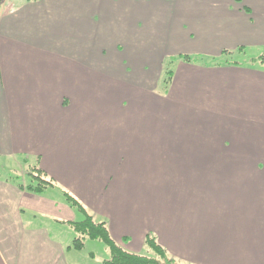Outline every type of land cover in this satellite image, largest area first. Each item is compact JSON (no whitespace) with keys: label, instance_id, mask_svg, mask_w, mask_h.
<instances>
[{"label":"crops","instance_id":"0c3cea01","mask_svg":"<svg viewBox=\"0 0 264 264\" xmlns=\"http://www.w3.org/2000/svg\"><path fill=\"white\" fill-rule=\"evenodd\" d=\"M154 19L164 27L160 41L153 34L157 27L149 24ZM148 26L151 28H148V40L160 50L142 53L119 41L128 32L139 39L138 44L142 43L146 40L143 34ZM111 38L122 47H115L116 50L110 53L104 48L110 45ZM99 48L101 50L97 51ZM239 48L254 54L264 50V0H2L0 158L36 157L39 169L51 175L54 181L45 191L50 188L61 191L64 186L77 193V189L83 186L89 190L92 183L97 187L93 172L101 165L105 180L98 187L104 191L99 195L106 198L105 192L116 188V181L110 170L103 167L104 156L95 152L93 126L96 124L110 132L112 128L105 129L106 126L118 124L126 118L115 112L121 105H112L108 97L95 101V63L98 67L100 63L109 66L115 60L122 63L126 73L138 71L136 61L139 60L142 72L153 73L158 78L165 58L194 55L191 63L176 61L170 93L176 91L183 97L196 93L199 100L204 94L211 95L230 109H257L264 114L263 67L214 66L211 61L207 64L200 59L201 56L211 60L222 58L224 51L234 52ZM41 99L48 101L38 102ZM102 110L108 112H100ZM97 114L113 115L110 121L115 122L95 123ZM131 135L127 137L120 133V138L107 136L103 141H115L119 150L125 151L130 142H134V134ZM125 153L120 152L121 155ZM82 156L88 165L81 167L78 164H81ZM100 157L101 163L94 164V160ZM94 187L91 190H96ZM62 194L55 199L44 192L31 193L26 187H19L15 180L0 177V264H67L61 243L53 240L47 227L34 224L40 216L62 224L63 220L75 218ZM101 197L97 198L92 192L85 200L92 203L91 199L100 200ZM109 197L106 198L109 203L117 206L114 209L107 208L105 203L98 204L102 205L107 213L104 215L110 220L111 235L118 237L116 232L122 229L126 233L128 230L138 233L142 229L141 222H146L133 221L126 216L124 208L120 210L124 207L121 196L112 192ZM136 224L139 225L137 230L134 229ZM146 225L152 227L151 222ZM159 226L165 227L163 224ZM172 235L157 234V238L170 253L183 260H194L192 256L195 254L186 251L191 245L176 239L179 237L177 233ZM133 236L140 237L141 234H127L125 237ZM249 244L254 246L253 242ZM242 255L239 252L236 259ZM195 261L205 264L202 260ZM209 264L224 263L219 258ZM261 264L264 261L261 260Z\"/></svg>","mask_w":264,"mask_h":264},{"label":"rangeland","instance_id":"374dc122","mask_svg":"<svg viewBox=\"0 0 264 264\" xmlns=\"http://www.w3.org/2000/svg\"><path fill=\"white\" fill-rule=\"evenodd\" d=\"M149 24L157 27H154L156 31L152 30L155 31L154 37L160 41V37L164 35V27H160L158 19H154ZM149 26L146 28L147 32L143 34L146 40L142 43L138 44L139 39H135L133 33L128 32L126 37L119 41L142 53L153 49L160 50L148 40ZM152 41L155 40L152 38ZM97 43L96 38L95 44ZM115 47H122L121 43L111 38L110 45L105 47L104 51L109 50L111 53L116 50ZM259 51L260 54L242 52L216 60L231 59L233 63L243 66L264 68V62L259 60L260 56L264 55V50ZM200 59L207 64L213 61L206 59L205 56H201ZM96 63L97 68L93 77L95 101L108 97L112 105H121L115 112L120 117L126 118L123 122L111 124L115 122L110 121L113 115L94 116L95 123L110 121L111 125L106 126L105 129L112 128L107 132L98 128L96 124L93 126L94 143L97 148L95 152L104 156L103 167L110 170L116 181L114 185L116 188H109L105 192L106 198L110 199L109 195L112 192L116 193L123 201L121 203L124 207H120V210L124 208L127 217L130 216L133 221L139 223L151 222L152 225V227L147 226L146 223L141 222L142 229L138 233L133 230H128L129 232L126 233L122 229L116 232L118 237L110 233L113 240L126 251L157 257L149 247L143 246L147 237L153 238L161 245L157 234L166 237L177 233L179 237L176 239L191 245L189 250H186L187 248L185 250L189 251V254H195L192 256L194 260H183L168 251L171 257L177 260V264H180L179 262L200 264L195 260L209 264L219 258L224 264L248 261L261 264V260L264 261L262 258L264 257V114L257 109H230L224 105V102L215 101L218 97L205 94L200 100L196 98L198 95L196 93H188L189 96L183 97L176 91L165 97L155 96L157 80L160 79L161 74L165 75L168 70L167 65L157 78L153 73L142 72L139 60L136 61L138 71L126 73L123 71L122 63L115 60L111 61L109 66L100 63L98 67ZM106 67L110 69L107 70ZM170 67L175 71L176 61ZM107 75L110 77H105ZM160 87L161 83L156 89L158 93L163 91ZM211 91L215 92L214 89ZM191 95L193 98L190 97ZM46 101L48 100L41 99L38 102L46 103ZM50 112L54 113V110ZM120 133H124L127 137L134 134V142L131 141V145H128L125 151L119 150L115 141H103L107 136L120 138ZM120 152L126 153L121 155ZM234 154L236 156H232ZM101 160V157L94 160V164L101 163ZM78 165L81 167L88 165L86 158L82 156L81 164ZM100 167L101 165L93 172L94 180L98 181L97 187L92 183L89 190L83 186L82 190L77 189L76 193L64 186L60 188V184L57 183V187L62 192L50 188L44 194L58 199L63 193V197L67 200L64 191H68L80 201L88 214L94 216L97 223L103 221L108 226L110 220L104 215L106 212L100 204L105 203L109 209L117 206L99 195L104 191L98 187L105 180ZM38 168V159L33 155L18 158L14 156L7 160L0 158V177L5 179L10 175L19 177L11 178V181L20 180L26 184L30 183L35 180L37 176L35 174L39 172ZM41 175L43 173L39 176ZM44 175L47 180L52 178L49 174L44 173ZM106 175L109 176V173ZM93 187L96 190H91ZM92 192L101 199H91L92 203H88L85 199ZM72 211L75 218L63 220L65 222L63 224L41 216L34 221V224L47 227L51 231L53 240L61 243L67 264H106L110 259V252L102 241L86 238L82 249L73 246L77 234L69 222L83 221L85 214L78 206H72ZM160 224L165 227L161 228ZM138 227L139 225L136 224L134 229L137 230ZM127 234H141V236L125 237ZM249 242H253L254 246H250ZM133 243L136 245L134 246ZM239 252L243 254L242 258L236 259Z\"/></svg>","mask_w":264,"mask_h":264},{"label":"trees","instance_id":"16d2710c","mask_svg":"<svg viewBox=\"0 0 264 264\" xmlns=\"http://www.w3.org/2000/svg\"><path fill=\"white\" fill-rule=\"evenodd\" d=\"M247 52L244 48H239L237 51H224L223 56L221 59L226 58L227 56L236 55L237 53ZM181 60L183 62L191 63L194 60L192 59L191 55H179V56H172L165 58L162 62V71L165 69L166 65L168 67L167 72H165V75L161 76L162 82H160V79L157 80L156 88L154 90L155 96H161L165 97L170 94L171 85L174 81V74L175 71L170 67L171 64H173L174 61ZM261 62H264V55L260 56L259 59ZM211 64H214V66H223L225 64L227 65H237V66H243V64L233 63L234 61L231 59H225L224 61L216 60L214 59L211 61ZM169 65V66H168ZM161 83L162 92L158 93V90H156ZM38 173L35 175V180L31 181L30 183L27 182V184L24 181H15L16 183H19V187L27 188L31 193L36 194H42L45 192V190L49 187V185H53L54 181L47 180L44 178V173L38 168ZM41 173L43 175L39 176ZM32 177V176H31ZM15 178L18 179L19 177H16V175H10L9 179ZM33 178V177H32ZM48 178V177H46ZM34 179V178H33ZM37 182V183H35ZM26 184V185H25ZM65 195H67V203L72 208V206H78L80 210L85 214V219L83 221H70L69 224L73 228V230L76 232L77 236L74 240V247L78 249H82L84 246V240L86 238L89 239H96L102 241L107 249L110 252V259L106 261V264H177V260L173 259L169 252L164 248L162 245L158 244L156 240H154L151 237H147L146 240V246L149 247L156 255L157 257H151L146 256L141 253H135V252H129L120 247L111 237L109 228L107 226L106 222H96L94 216L91 214H88L84 206L76 199V197L72 196L68 191H65ZM65 223V222H64ZM180 264H183L182 262H179Z\"/></svg>","mask_w":264,"mask_h":264}]
</instances>
